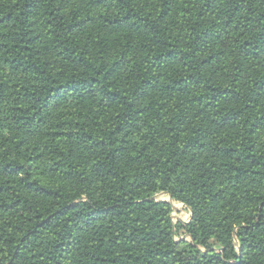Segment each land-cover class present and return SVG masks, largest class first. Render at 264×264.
Masks as SVG:
<instances>
[{"label":"trees","instance_id":"trees-1","mask_svg":"<svg viewBox=\"0 0 264 264\" xmlns=\"http://www.w3.org/2000/svg\"><path fill=\"white\" fill-rule=\"evenodd\" d=\"M0 264H264V0H0Z\"/></svg>","mask_w":264,"mask_h":264}]
</instances>
